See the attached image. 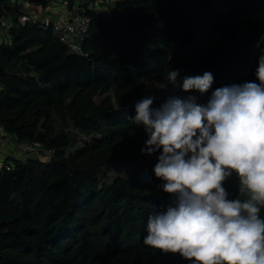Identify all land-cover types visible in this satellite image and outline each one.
<instances>
[{"label":"trees","instance_id":"1","mask_svg":"<svg viewBox=\"0 0 264 264\" xmlns=\"http://www.w3.org/2000/svg\"><path fill=\"white\" fill-rule=\"evenodd\" d=\"M17 1L0 5L17 16ZM65 1L91 17L83 55L41 21L16 23L12 43L0 44V125L56 150L48 161L11 157L14 167L0 171V264H189L143 243L148 214L170 197L152 171L159 152L141 154L147 136L130 117L141 98L156 107L183 94L172 84L142 91L168 70L213 74L200 103L212 89L256 81L264 0H115L110 13L98 0ZM65 115L85 137L75 154L71 134L56 129ZM117 161L128 174L101 180ZM224 187L243 199L235 176Z\"/></svg>","mask_w":264,"mask_h":264},{"label":"clouds","instance_id":"2","mask_svg":"<svg viewBox=\"0 0 264 264\" xmlns=\"http://www.w3.org/2000/svg\"><path fill=\"white\" fill-rule=\"evenodd\" d=\"M180 71L168 70L159 87L183 94L156 107L154 97L141 98L130 117L147 136L141 154L159 152L152 171L170 197L148 214L143 243L189 264H264V49L258 82L212 89L203 103L213 74ZM233 176L243 199L224 187Z\"/></svg>","mask_w":264,"mask_h":264},{"label":"built area","instance_id":"3","mask_svg":"<svg viewBox=\"0 0 264 264\" xmlns=\"http://www.w3.org/2000/svg\"><path fill=\"white\" fill-rule=\"evenodd\" d=\"M0 10L5 13L0 17V44L12 43L11 30L16 26V23L26 24L30 21H41L45 24H52L59 40L66 44L71 52L84 54L83 41L90 31L91 17L80 12L78 8L70 9L65 0H49L46 6L36 5L34 9H22L17 16H13L2 5H0ZM8 145H14L19 153H10L8 149H5ZM0 148H4V150L0 149V152L5 155L4 159H0V171H8L14 167L12 161L9 160L11 157L20 160L48 161L56 153L54 148L46 147L38 142L18 140L3 125H0Z\"/></svg>","mask_w":264,"mask_h":264},{"label":"rangeland","instance_id":"4","mask_svg":"<svg viewBox=\"0 0 264 264\" xmlns=\"http://www.w3.org/2000/svg\"><path fill=\"white\" fill-rule=\"evenodd\" d=\"M81 1V0H80ZM115 0H100L99 3H94V7L99 9L100 11H109L113 8ZM17 3L22 6L24 10L34 9L36 7L35 4H28V1L18 0ZM110 13V12H108ZM166 76L157 77L154 79H150L145 81L142 86V91H146L148 87L160 86L164 83ZM100 100L101 98H97ZM57 132H66L71 134L72 140L70 146L66 148L67 154H75L76 150L83 146L85 139L84 136L80 135V132L72 125L71 119L69 115L58 116V120L56 123ZM88 139V138H86ZM5 155L1 154L0 159H4ZM129 167L123 164L122 162H116L111 165L104 166L102 168V172L100 174L101 180L111 182L113 178L117 175H126L128 174Z\"/></svg>","mask_w":264,"mask_h":264},{"label":"crops","instance_id":"5","mask_svg":"<svg viewBox=\"0 0 264 264\" xmlns=\"http://www.w3.org/2000/svg\"><path fill=\"white\" fill-rule=\"evenodd\" d=\"M99 1H100V0H98L96 3H99ZM92 6H94V4H92ZM70 9H71V8H70ZM72 10H73V9H72ZM110 11H111V10H109V11H106V10H105V12H110ZM4 148H5V147H4ZM4 148H3V149L0 148V149H1V150H4ZM5 149H8V150L10 151V153H14V152H15L16 154L19 153V151L17 150V148H16L14 145H11V146L8 145ZM1 154H3V153L0 152V155H1Z\"/></svg>","mask_w":264,"mask_h":264}]
</instances>
